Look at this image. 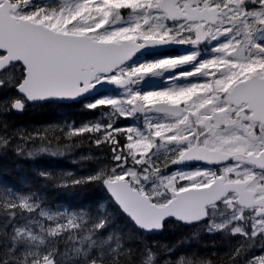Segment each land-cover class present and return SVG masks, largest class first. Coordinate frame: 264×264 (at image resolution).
Returning a JSON list of instances; mask_svg holds the SVG:
<instances>
[{
    "label": "snow or ice",
    "instance_id": "1",
    "mask_svg": "<svg viewBox=\"0 0 264 264\" xmlns=\"http://www.w3.org/2000/svg\"><path fill=\"white\" fill-rule=\"evenodd\" d=\"M172 46L190 50L147 55ZM105 85L119 94L83 106L100 119L31 132L9 119ZM83 145L108 153L94 170L36 175L102 188L115 211L0 186V264H213L173 258L188 238L144 242L170 225L237 237L225 264H264V0H0V155Z\"/></svg>",
    "mask_w": 264,
    "mask_h": 264
},
{
    "label": "trees",
    "instance_id": "2",
    "mask_svg": "<svg viewBox=\"0 0 264 264\" xmlns=\"http://www.w3.org/2000/svg\"><path fill=\"white\" fill-rule=\"evenodd\" d=\"M176 52L179 50L174 49ZM90 101H82L73 104H46L30 108L22 115L13 114L9 119L13 127L24 128L28 131L47 127L49 125L74 123L79 126L89 120L102 118L99 110H86L83 106ZM121 126H125L131 121L121 119ZM108 155L95 147L83 145L75 148L71 154L63 157H52L41 155L35 159L25 156H18L9 150L5 155H0V186L11 187L14 191L28 193L36 191L45 197L46 204L56 209L65 207L71 209L88 208L94 214H98L101 209L99 205L103 203L108 211H115L108 194L99 187L88 186L82 191H68L55 189L51 182L42 180L36 175L38 170L50 171H72L77 175L87 174L94 170L96 157L103 159ZM81 156H91L92 160L80 161ZM76 161V162H74ZM120 226L129 227L126 218L120 217ZM190 228L184 225H170L161 233L144 237V242L149 244L177 245L180 241L187 239L186 243L179 244L173 258L192 256L213 261V264H225V254L235 244L237 237H225L222 233L205 234L201 232L198 239H191ZM258 254V253H257Z\"/></svg>",
    "mask_w": 264,
    "mask_h": 264
},
{
    "label": "water",
    "instance_id": "3",
    "mask_svg": "<svg viewBox=\"0 0 264 264\" xmlns=\"http://www.w3.org/2000/svg\"><path fill=\"white\" fill-rule=\"evenodd\" d=\"M174 49V46L172 47H167V48H162V49H157V50H154V51H151L149 52L148 54H159V53H165V52H170ZM110 90H119V89H116L112 86H109V85H105L103 88H99L95 91H93L92 93L90 94H87L85 95L84 97L76 100V101H64V102H57V103H60V104H73V103H80L82 101H85V100H91V99H94V98H99L101 97L102 95H104L105 92L107 91H110ZM23 114V113H22ZM22 114H18V115H22ZM108 194V193H107ZM162 232V231H161ZM157 233H160V232H157ZM157 233H154V234H157ZM152 235V234H151Z\"/></svg>",
    "mask_w": 264,
    "mask_h": 264
},
{
    "label": "flooded vegetation",
    "instance_id": "4",
    "mask_svg": "<svg viewBox=\"0 0 264 264\" xmlns=\"http://www.w3.org/2000/svg\"><path fill=\"white\" fill-rule=\"evenodd\" d=\"M174 49L172 51H170V52L159 53V54H147V55H148L149 58L156 57V56H165V55H177L178 52H176ZM163 86L164 85H158V84L157 85H155V84L146 85V87H155V88H160V87H163ZM118 94H119V90H110V91L105 92L104 95H102V96L118 95ZM99 98H94V99H91V100H92V102H94V101H96ZM87 101H90V100H87ZM185 227H188V226H185ZM191 232H192V229H190L189 233H191ZM205 234L207 235V232H205Z\"/></svg>",
    "mask_w": 264,
    "mask_h": 264
},
{
    "label": "rangeland",
    "instance_id": "5",
    "mask_svg": "<svg viewBox=\"0 0 264 264\" xmlns=\"http://www.w3.org/2000/svg\"><path fill=\"white\" fill-rule=\"evenodd\" d=\"M37 2L39 3H47L48 0H37ZM175 48H177L179 51H178V54H181L183 53L184 51H189L190 49H186L184 47H177V46H174ZM177 54V55H178ZM205 55H207V53H205ZM150 84H155V85H164V81L162 79H159V78H154L152 79L147 85H150Z\"/></svg>",
    "mask_w": 264,
    "mask_h": 264
}]
</instances>
